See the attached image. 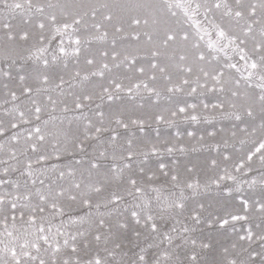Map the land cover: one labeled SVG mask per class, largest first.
Instances as JSON below:
<instances>
[{
  "label": "snow or ice",
  "instance_id": "6c2138e0",
  "mask_svg": "<svg viewBox=\"0 0 264 264\" xmlns=\"http://www.w3.org/2000/svg\"><path fill=\"white\" fill-rule=\"evenodd\" d=\"M141 10L0 0V264H264V0H161L183 22L154 33L139 31ZM142 36L145 56L118 48ZM160 80L199 103L143 115L116 103L158 100ZM57 111L70 153L49 141ZM204 113L238 123L199 164L173 158L185 133L147 137L152 123H210ZM64 153L67 165L49 163ZM257 187L259 199L245 194ZM213 188L220 210L202 199Z\"/></svg>",
  "mask_w": 264,
  "mask_h": 264
},
{
  "label": "rangeland",
  "instance_id": "374dc122",
  "mask_svg": "<svg viewBox=\"0 0 264 264\" xmlns=\"http://www.w3.org/2000/svg\"><path fill=\"white\" fill-rule=\"evenodd\" d=\"M109 2H113V0H109ZM114 2H116L120 5H130L133 7L142 6V10L140 11L139 14L142 15L144 18H147L149 20V23H148V25H144L143 23L141 24L140 29H139V31H141V33H143L144 31L154 33L158 27H163L164 21H168V23H174V21L176 19H180L181 22H183V16L179 10H176L177 11V17H174V18L168 16L167 14H162L160 11L161 0H114ZM133 14H136V13H133ZM153 20L157 21V23L154 24ZM15 22H17V21H14V23ZM184 27L187 28L188 25L185 24ZM145 39L146 38L142 36V38L139 42L131 41V40H121L118 43V48L119 49L126 48L130 52H132L134 55H138V56L143 57L146 55V49L149 47V45L144 43ZM171 55H172V52L170 50L169 56H171ZM161 59H163V58H161ZM140 62L146 65L147 59H142ZM171 62L174 63L175 61L173 60ZM172 71L174 72V78H175V70L172 69ZM156 87L161 93L160 97L158 98L159 101L157 100L156 97L150 98V97H148L147 94H142V95L137 96L135 98V100H133L131 102H129L127 100V98H125L124 101H122V102L118 101L120 103H118V102H116V103L118 105L123 103L124 105H126L129 108H130V106L132 108L134 105L138 106L140 104H143L144 109H139V110L137 109V111H136L137 115L150 114L152 112H158L162 109L171 108L175 105V103L177 101H187V103H196V104L199 103V98H197L195 96H187L185 94H178V95L172 96L171 94H168L165 91V82L162 80L157 81ZM208 99L211 100L212 97L209 96ZM198 111H199V109H198ZM204 114L209 116L210 123H206L203 120L199 124H194L190 121H178L177 125H175V126H168V125H164V124L157 126L155 123H152V127L146 130V133H148L147 137H149V138L152 137L154 139L156 136V133H155V131H153V129H155L157 127H159L160 134L162 133L161 138L164 137L163 139L173 138L174 133L176 131H180L182 133H185V135H183L181 138V142L184 143L189 150L186 153H176L173 158L179 159L181 162H184V163L191 161L194 164H199L200 162H202L204 160V158H209L211 156L216 155L215 152L209 151L207 145L214 143L216 141H220L222 143V141L224 139H228L230 137L231 130L233 129V125L235 123H238L236 121L222 119L218 115H216L215 113H204ZM53 115H55L58 118L55 121L50 122V124L48 125V129L51 132L56 133L57 135L56 136H49V141L54 142L55 139H59L61 141L62 146L68 147L69 153H70L71 147H70V144L68 143V141L70 140V137L66 138L63 135V133L59 131L61 128L59 118L63 114L60 113L59 111H57L56 113H53ZM44 118L47 119V116H45ZM257 123H259V121H257ZM63 128L65 130L67 128V122L66 121H65ZM220 129H223L224 131L221 132V131H219ZM213 130L217 131V135L214 138V140L212 138H209L206 136L207 131H213ZM186 131L195 132L196 137L195 138H189L186 135ZM150 132H151V134H150ZM166 134H168V135L166 136ZM143 135L144 134L137 133V136H143ZM201 135H205L206 139L203 142H198L197 138ZM0 143H5V151H0V159H6L7 157L5 155V152L7 151V144L4 141L3 137H0ZM232 144H233V141L229 140V148H228L229 152H233V151H235V149L242 147L238 143V141L235 142V148H233L231 146ZM243 147L245 150H247L248 145L246 144ZM69 153H64V159L62 161L57 162V161L53 160V161H50L49 163H59L60 166L63 167L64 165H67L69 163V161L72 159V156H70ZM202 153H204V154H202ZM190 155H192V156H190ZM198 156L200 157V160H199ZM166 159H167V157H166ZM0 167H3V166L0 165ZM76 167L79 168V166H76ZM84 167L86 168L87 165H85ZM253 175H255V173H253ZM13 178H16V177H13ZM76 179L77 180L81 179L79 171L77 172ZM244 187H245V189H247V185H245ZM259 191H260L259 187H257L256 189H253V190H247L245 194L252 196L253 199H259ZM234 195H235V193H234ZM202 199H204L207 203L212 204L214 206V208H216L217 210H220L221 205H223V203L225 201V196H224L223 192H219L218 190L213 188V190H211L209 193L205 194L202 197ZM80 214L83 215L82 212Z\"/></svg>",
  "mask_w": 264,
  "mask_h": 264
},
{
  "label": "bare ground",
  "instance_id": "6f19581e",
  "mask_svg": "<svg viewBox=\"0 0 264 264\" xmlns=\"http://www.w3.org/2000/svg\"><path fill=\"white\" fill-rule=\"evenodd\" d=\"M156 3V2H155ZM151 7V6H150ZM144 8V7H143ZM150 12V11H149ZM146 97V96H145ZM127 101V100H126ZM159 101V100H158ZM172 101V100H171ZM118 102V101H117ZM122 102V101H121ZM118 103H120V102H118ZM123 104V103H122ZM174 104V103H173ZM130 108H131V106H130ZM138 109V108H137ZM139 110V109H138ZM137 114V113H136ZM139 114V113H138ZM173 130V129H172ZM164 133V132H163ZM148 134V133H147ZM150 134H151V132H150ZM162 134V133H161ZM160 134V135H161ZM165 134V133H164ZM168 134H166V136H167ZM138 137H140V136H138ZM169 137V136H168ZM172 137V136H171ZM152 138V137H151ZM164 138V137H163ZM163 138H161V139H163ZM188 152V151H187ZM208 152V151H207ZM202 154H204V153H202ZM190 156H192V155H190ZM182 157V156H181ZM199 157V156H198ZM205 159V158H204ZM186 160V159H185ZM194 160V159H193ZM199 160H200V157H199ZM188 161V160H187Z\"/></svg>",
  "mask_w": 264,
  "mask_h": 264
}]
</instances>
